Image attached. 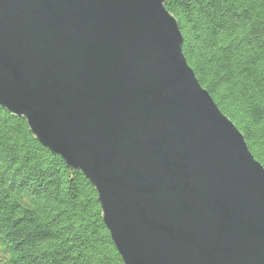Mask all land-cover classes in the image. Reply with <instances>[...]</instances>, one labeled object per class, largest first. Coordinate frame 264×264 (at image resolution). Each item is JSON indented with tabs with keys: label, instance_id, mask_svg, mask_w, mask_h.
Returning a JSON list of instances; mask_svg holds the SVG:
<instances>
[{
	"label": "water",
	"instance_id": "water-1",
	"mask_svg": "<svg viewBox=\"0 0 264 264\" xmlns=\"http://www.w3.org/2000/svg\"><path fill=\"white\" fill-rule=\"evenodd\" d=\"M168 0H0V106L95 188L124 264H264V166Z\"/></svg>",
	"mask_w": 264,
	"mask_h": 264
},
{
	"label": "trees",
	"instance_id": "trees-1",
	"mask_svg": "<svg viewBox=\"0 0 264 264\" xmlns=\"http://www.w3.org/2000/svg\"><path fill=\"white\" fill-rule=\"evenodd\" d=\"M183 54L264 166V0H169ZM0 264H124L95 188L0 106Z\"/></svg>",
	"mask_w": 264,
	"mask_h": 264
},
{
	"label": "bare ground",
	"instance_id": "bare-ground-1",
	"mask_svg": "<svg viewBox=\"0 0 264 264\" xmlns=\"http://www.w3.org/2000/svg\"><path fill=\"white\" fill-rule=\"evenodd\" d=\"M169 1V0H168ZM176 18V17H175ZM186 58V57H185ZM191 67V66H190ZM192 68V67H191ZM193 69V68H192ZM198 79V78H197ZM202 86V85H201ZM203 87V86H202ZM205 89V88H204Z\"/></svg>",
	"mask_w": 264,
	"mask_h": 264
}]
</instances>
